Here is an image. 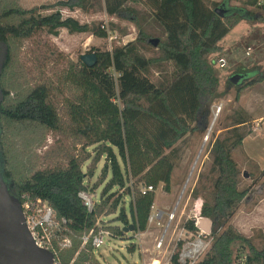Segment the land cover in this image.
Masks as SVG:
<instances>
[{"label":"trees","instance_id":"obj_1","mask_svg":"<svg viewBox=\"0 0 264 264\" xmlns=\"http://www.w3.org/2000/svg\"><path fill=\"white\" fill-rule=\"evenodd\" d=\"M85 2L67 0L56 6L83 9ZM228 2L211 7L204 0H103L109 18L130 21L138 34L111 51H92L96 64L91 68L81 60L68 64L63 75L69 92L64 98V126L46 84L32 85L16 74L23 44L45 29L90 32L99 39L126 33L112 22L108 28L100 24L89 30L73 18H62L59 11L41 15L49 10L46 6L25 9L16 0H0V170L11 195L19 201L24 195L41 199L58 219L66 220L61 237L71 246L59 253L61 264H101L90 244L81 249V239L90 231L105 229L123 239L122 228L132 224L135 231L146 232L155 191L160 185L164 193L170 192L171 174L180 161L178 144L208 125L206 107L219 87L209 56L219 51V43L238 23L263 20L264 0L246 3L259 9L258 15L244 7L229 8ZM217 6L226 11L224 17L214 13ZM151 40H158L156 47L150 46ZM151 48L159 54L154 60L142 55ZM167 64L173 72L153 81L151 67ZM235 75L241 80L235 86L228 81L227 86L238 93L264 82V70ZM249 123V116L239 109L224 136L211 144L207 174L199 175L191 193L193 200H202L201 217L212 222L213 243L199 264H264V247L254 248L230 223L251 190L240 188L243 173L232 158L251 134L240 130ZM53 132H66L86 148L94 147L95 166L105 158L91 187L96 167L83 172L87 159L77 156L68 157L64 167L27 170L24 153L41 147L45 135ZM101 186L98 201L88 212L78 194L94 193ZM140 187L153 192L142 194ZM109 216L115 217L104 225L101 218ZM184 225L197 232L192 220ZM128 251L135 252L134 247ZM172 263L178 264L175 256Z\"/></svg>","mask_w":264,"mask_h":264},{"label":"rangeland","instance_id":"obj_2","mask_svg":"<svg viewBox=\"0 0 264 264\" xmlns=\"http://www.w3.org/2000/svg\"><path fill=\"white\" fill-rule=\"evenodd\" d=\"M16 1L25 9L40 6L48 7L49 10L41 11V15L60 11L62 18H73L82 25L86 24L89 30L100 24L108 28L109 23L112 22L119 31L126 33L124 37H121L120 32H116L110 34L106 39H99L93 37L90 32L71 34L64 29L58 32L45 29L42 33L37 34L23 44L15 66L16 74L21 75L32 85L36 83L46 84L51 92V102L65 126L67 118L64 110L66 99L64 98L69 96V92L63 83V75L68 64L77 63L81 56L93 54L92 51L94 50L111 51L113 47L125 45L135 40L138 34L137 25L127 20L109 18L100 7L101 0H88L84 4V9H74L71 12L62 7H56L55 3L67 0H54L53 2L49 0H27L28 2L25 1V3L24 0ZM204 1L211 7L212 4L223 2V0ZM247 1L249 0H229L226 6L229 8L244 7L255 15L261 14V11L256 7L248 6ZM89 5H92V8H89ZM216 8L218 6L213 9ZM142 55L146 59L154 60L159 54L151 48L149 51L142 50ZM221 58L225 60L226 67L222 69L215 65L213 67L218 77L219 87L217 97L206 107L208 112L207 129L189 135L178 144V158L180 161L171 174L170 192L164 193L159 185L156 193H154V209H151V214H154L158 208L166 212L172 211L179 201L177 217L182 218L181 223L183 224L189 218H194V214H196L199 204H202V200H193L191 193L196 187L199 175L201 173L207 174L210 166L209 150L211 144L216 138L224 136L239 109L248 115L239 104L243 93L251 90L255 91L256 89L261 90V93L264 94V82L254 85L255 88L246 92H243L247 89L244 88L239 93L234 86H227L230 77L238 71L248 73L254 70H264V17L259 22L248 21L245 25H238L228 38L223 39L219 43V51L209 56V60L215 64V61ZM172 72L173 67L170 64L165 65L162 69L153 66L150 70V76L153 81H156L161 75L165 73L168 75ZM217 110L219 114L214 118ZM262 113H264V108H262ZM249 118L250 123L240 128V130L243 132L250 131L251 134L245 138L238 149L232 152V158L238 165L240 172L246 176L241 177L240 188L250 187L251 190L241 202L230 223L238 232L249 239L254 248L261 249L264 247V125H262L263 122L254 123L251 116ZM206 136L207 140H205ZM95 155L94 147L86 148L82 140H76L66 132H53L45 135L41 147L31 152H25L24 159L27 162V170L64 167L70 156L87 159L83 166V172H85L86 167L93 169L96 167L94 176L89 181L91 187L105 162L103 157L95 166L93 162ZM101 189L102 186L92 193L94 201H98ZM128 201V197L124 198L123 206L126 209ZM115 216L102 217L101 219L104 221V225H107ZM158 232L159 229L155 224L147 226L145 235L142 238V252L136 250L130 253L128 251L131 246L129 244L136 243L131 233L124 235L123 239H105L104 246L98 250L96 258L101 264H142V262L148 264L152 259L161 260L163 263L165 253H153L154 239L157 237ZM169 250H171V247Z\"/></svg>","mask_w":264,"mask_h":264},{"label":"built area","instance_id":"obj_3","mask_svg":"<svg viewBox=\"0 0 264 264\" xmlns=\"http://www.w3.org/2000/svg\"><path fill=\"white\" fill-rule=\"evenodd\" d=\"M110 34L108 35V37ZM115 39V37H113ZM215 66L222 69L226 66L223 58L215 61ZM185 189V186H184ZM183 189V191H184ZM140 192H153L151 187H140ZM83 206L88 212H91L94 204L92 193L80 192L78 194ZM21 209L24 217V223L28 232L31 235L35 245L43 250L49 251L53 255V264H61L59 253L70 248L71 242L68 238H62L61 233L66 230L67 222L65 219H58L55 211L48 205L47 202L41 199H33L29 195L22 197ZM179 201L176 203L172 211L166 212L156 210L154 214L149 215L147 226L155 224L159 229L157 237L154 239L153 253H165V261L152 259L148 264H174L172 263L173 256L176 257L178 264H199L204 256L208 253L213 243L211 231L205 233L198 228V222L201 219V206L197 209L194 218H189L186 221L192 220L197 232L190 231L185 227V222L181 223V217H177ZM154 209V206L151 207ZM99 222L96 223V226ZM132 238L136 243L129 245L134 247V251L142 252V238L145 233L135 231L131 233ZM170 235V236H169ZM116 240L112 233L105 229H99L96 233L90 231L83 235L81 239V249L87 244H90L96 256L98 250L104 246V240ZM171 247V250H169ZM142 264H145L142 262Z\"/></svg>","mask_w":264,"mask_h":264},{"label":"water","instance_id":"obj_4","mask_svg":"<svg viewBox=\"0 0 264 264\" xmlns=\"http://www.w3.org/2000/svg\"><path fill=\"white\" fill-rule=\"evenodd\" d=\"M214 13L218 17H224L226 11L216 8ZM151 46L156 47L158 40H151ZM81 62L88 68L96 64L95 54L83 55ZM240 75L230 77L229 82L237 85L241 80ZM207 129V128H206ZM243 177H246L243 175ZM212 222L209 219H201L198 228L205 233L211 231ZM134 226L130 224L123 227L121 235L133 233ZM0 264H53V255L49 251L38 248L27 227L19 199L9 192V184L4 180L0 170Z\"/></svg>","mask_w":264,"mask_h":264},{"label":"crops","instance_id":"obj_5","mask_svg":"<svg viewBox=\"0 0 264 264\" xmlns=\"http://www.w3.org/2000/svg\"><path fill=\"white\" fill-rule=\"evenodd\" d=\"M25 1L26 2H28L27 0H24V3H25ZM49 1H51V2H53L54 0H49ZM61 2V1H60ZM86 2H88V0H86ZM85 2V3H86ZM84 3V4H85ZM97 3V2H96ZM100 3H101V5H100V7L104 10V3H103V0H101L100 1ZM28 4V3H27ZM55 4H57V3H55ZM54 4V5H55ZM98 4V3H97ZM84 6V5H83ZM56 7H58V6H56ZM89 8H92V5H89ZM65 9H67V8H65ZM74 9H78L79 10V8H74ZM74 9H72V10H69V9H67V10H69L70 12L71 11H73ZM84 9V8H83ZM80 10H82V9H80ZM60 12V11H59ZM104 12H105V10H104ZM60 14H61V12H60ZM106 14V13H105ZM245 23H248V21H241V23H239L238 25H240V24H244L245 25ZM237 25V26H238ZM236 26V27H237ZM235 27V28H236ZM234 28V29H235ZM234 29L233 30H231L230 32H229V34L225 37V38H228L229 36H230V33H232L233 31H234ZM224 38V39H225ZM226 67V66H225ZM262 85V84H261ZM256 86H253V87H247V89L246 90H244L243 92H246V91H248V90H250V89H252V88H255ZM259 93H261V90H256L255 89V91H249V92H247V93H243L242 95H241V97H240V100H239V104L243 107V109L247 112V114L249 115V116H251V118L253 119V121H254V123H256V122H263V124L262 125H264V113H262V108H264V94L263 93H261L260 95H259ZM245 141V140H244ZM243 141V142H244ZM155 193H156V191H155ZM159 209V208H158ZM160 210V209H159ZM145 233V232H144Z\"/></svg>","mask_w":264,"mask_h":264},{"label":"bare ground","instance_id":"obj_6","mask_svg":"<svg viewBox=\"0 0 264 264\" xmlns=\"http://www.w3.org/2000/svg\"><path fill=\"white\" fill-rule=\"evenodd\" d=\"M218 114H219V111L217 110V112L215 113V115H214V118H216L217 116H218ZM208 136V135H207ZM207 136H206V139L205 140H207Z\"/></svg>","mask_w":264,"mask_h":264}]
</instances>
